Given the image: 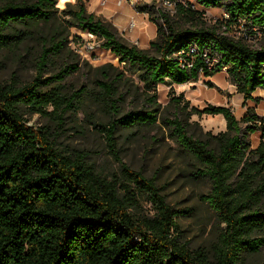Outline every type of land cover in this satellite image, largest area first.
Wrapping results in <instances>:
<instances>
[{"label":"trees","instance_id":"1","mask_svg":"<svg viewBox=\"0 0 264 264\" xmlns=\"http://www.w3.org/2000/svg\"><path fill=\"white\" fill-rule=\"evenodd\" d=\"M174 1L179 14L201 17V12ZM195 1L204 9L223 8L228 25L262 27L264 33V0ZM57 3L0 0V48L18 46L37 34L45 37L39 74L25 84L0 82V264H241L246 254L259 252L264 247V115L253 106H247L240 118L226 105L193 106L189 114L222 115L226 121L224 131L201 138L191 133L181 115L188 101L172 97L179 111L170 118L162 114L156 90L159 84L196 81L199 74L212 76L226 67L245 102L264 89V44L250 47L204 22L182 29L160 12L161 23L152 18L157 34L150 42L155 51L151 54L122 42L110 23L87 12L84 5L68 10V26L102 35L103 46L118 57L119 64L138 72L148 103L122 113L115 81L124 71L111 63L96 68L100 79L94 96L114 117L94 125L119 162L118 172L106 175L87 153L60 149L48 126L35 127L24 117L23 109L63 123L75 96L87 92L82 89L68 96L58 85L79 70V60H71L77 54L56 74L41 77L50 58L59 56L69 43ZM138 8L150 11L149 6ZM45 26L51 28L50 35L42 31ZM192 44L200 54L192 66H182L175 53ZM214 57L218 62L209 68L207 60ZM112 72H116L113 78ZM52 82L58 84L43 88ZM157 124L189 157L194 177L210 184L201 198L223 226L209 247L192 250L182 241L177 222L182 211L168 203L154 177L121 158L116 135L120 128L134 134ZM256 131L260 140L252 147L250 134ZM142 199L152 204L154 214L138 212Z\"/></svg>","mask_w":264,"mask_h":264},{"label":"rangeland","instance_id":"2","mask_svg":"<svg viewBox=\"0 0 264 264\" xmlns=\"http://www.w3.org/2000/svg\"><path fill=\"white\" fill-rule=\"evenodd\" d=\"M31 1V0H30ZM186 7L201 12L195 18L179 14L174 0H58L57 7L60 19L65 27L64 34L71 36L81 32L80 28L68 26L70 19L68 10L75 6L84 5L87 12L93 13L96 18L110 23L117 31L118 38L131 46H137L151 54H155L150 42L157 34V24L152 18L162 22L160 12L170 16L173 24L186 29L202 22L215 27L218 32L235 40H240L253 48H260L264 44V36L257 39L253 33H248L246 27L232 24L228 25L224 16V9L212 7L204 9L195 0H179ZM149 6L150 11H141L138 7ZM42 31L51 32L49 26ZM45 37L38 34L25 39L20 45L0 48V82L17 81L25 84L34 79L38 74V59L44 47ZM68 47L59 55L50 58L42 73V78L56 74L66 65V62L75 53ZM72 50V55L69 51ZM78 55V54H77ZM102 59L91 63L79 55L71 60H79V70L69 73L59 84L52 82L43 87L50 89L57 84L63 93L71 96L85 89L86 93L75 96L73 106L64 113L63 123L57 122L52 116L30 115L23 109L24 117L28 123L35 127L48 126L56 146L68 151L81 150L88 155V160L93 162L98 171L110 175L119 170V162L109 152L105 137L95 128L94 123H107L114 117L103 108L95 98L94 92L98 91L97 81L100 79L96 68L100 65L111 63L124 71L121 79L115 81L119 85V104L121 111L141 109L148 106L143 91V83L138 72H131L119 64L118 57L105 50ZM116 72H112V78ZM208 81L211 83L209 84ZM157 101L160 103L163 115L170 118L178 113V107L171 101L172 97L183 98L188 101L189 107L181 113L189 123V129L195 136L206 138L207 133L217 134L226 129V121L222 115L189 114L191 107L202 109L207 104L229 106L235 115L240 118L247 106H253L255 112L264 115V89L253 93V98L244 102L242 94L236 87L226 71H217L212 76L199 74L196 81L183 84H159L156 90ZM51 111L52 107H48ZM160 123V122H159ZM118 147L122 160L136 170H140L147 177H154L162 188L168 203L182 213L177 217L181 229L182 241L190 249L209 247L217 240L221 230L220 222L213 209L201 198L210 189L207 180H201L192 174L193 166L189 157L182 151L178 143L168 135V131L161 124L148 129H140L134 134L126 128H120L117 133ZM260 140V133L250 134L252 147H256ZM142 214H154L152 204L145 199L141 200ZM264 262V247L254 254H246L241 264H260Z\"/></svg>","mask_w":264,"mask_h":264},{"label":"built area","instance_id":"3","mask_svg":"<svg viewBox=\"0 0 264 264\" xmlns=\"http://www.w3.org/2000/svg\"><path fill=\"white\" fill-rule=\"evenodd\" d=\"M105 2L106 0H102ZM226 21L229 19V15L225 12L224 14ZM246 27V26H244ZM248 33H253L257 39L262 38L264 36L262 27L254 26L252 28L247 29ZM104 37L98 33L92 31H84L82 30L79 33H76L71 36L69 40V45L72 47L73 51L77 53L80 57L87 59L91 63H96L100 59H102L101 54L105 50L111 51L103 46ZM200 54L199 49L195 44H192L187 50L178 51L175 55L180 60L182 66H192L193 58ZM185 55H190V59H186ZM207 53H203V56H206ZM208 66L211 68L216 62H218V58L214 57L213 60H207ZM222 71H226V67H223Z\"/></svg>","mask_w":264,"mask_h":264}]
</instances>
